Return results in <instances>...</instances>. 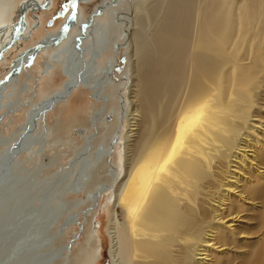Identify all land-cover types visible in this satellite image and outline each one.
Returning <instances> with one entry per match:
<instances>
[{"label": "bare ground", "instance_id": "bare-ground-1", "mask_svg": "<svg viewBox=\"0 0 264 264\" xmlns=\"http://www.w3.org/2000/svg\"><path fill=\"white\" fill-rule=\"evenodd\" d=\"M49 1L27 0L17 10L39 12ZM160 2L146 52L131 55V132L107 229L112 264H263L264 0ZM149 4L138 3L136 13ZM15 7L0 0V42ZM75 13L25 56L67 38ZM25 30L20 23L9 45ZM131 34L139 47L141 31ZM78 72L32 110L28 133L0 156L1 188L11 184L3 181L10 158L37 141L36 122L73 95ZM117 204L125 208L122 225ZM26 216L25 205L0 197V264H51L45 247L27 238Z\"/></svg>", "mask_w": 264, "mask_h": 264}, {"label": "rangeland", "instance_id": "rangeland-1", "mask_svg": "<svg viewBox=\"0 0 264 264\" xmlns=\"http://www.w3.org/2000/svg\"><path fill=\"white\" fill-rule=\"evenodd\" d=\"M26 1L16 0L0 42V156L18 146L32 110L62 88L70 70L78 69L82 82L41 115L30 133L37 141L10 158L3 181L10 177L11 184L0 186V197L25 205L27 238L45 247L51 264H112L107 229L131 132V55L146 52L163 13L161 0H79L76 11L74 0H50L39 12L20 15L17 8ZM141 2L150 3L148 9L142 5L136 13ZM74 12L67 38L25 56L62 30ZM20 23L25 38L10 46ZM136 28L142 33L139 47L130 37ZM116 206L122 225L125 208Z\"/></svg>", "mask_w": 264, "mask_h": 264}, {"label": "water", "instance_id": "water-1", "mask_svg": "<svg viewBox=\"0 0 264 264\" xmlns=\"http://www.w3.org/2000/svg\"><path fill=\"white\" fill-rule=\"evenodd\" d=\"M108 117H109L110 119H112V118H113V115H112V114H108ZM81 133H83V130L81 131ZM97 225H98V223L95 222V226H97Z\"/></svg>", "mask_w": 264, "mask_h": 264}]
</instances>
